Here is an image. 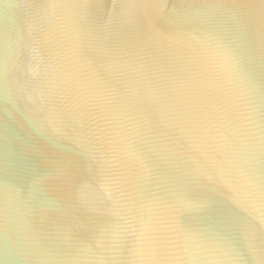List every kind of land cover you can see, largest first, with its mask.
I'll list each match as a JSON object with an SVG mask.
<instances>
[{"label": "water", "instance_id": "obj_1", "mask_svg": "<svg viewBox=\"0 0 264 264\" xmlns=\"http://www.w3.org/2000/svg\"><path fill=\"white\" fill-rule=\"evenodd\" d=\"M0 264H264V0H0Z\"/></svg>", "mask_w": 264, "mask_h": 264}]
</instances>
